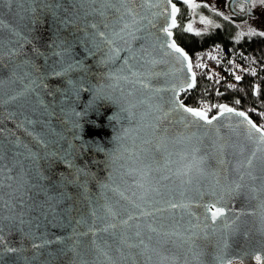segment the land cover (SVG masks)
Here are the masks:
<instances>
[{
	"label": "water",
	"instance_id": "95a60500",
	"mask_svg": "<svg viewBox=\"0 0 264 264\" xmlns=\"http://www.w3.org/2000/svg\"><path fill=\"white\" fill-rule=\"evenodd\" d=\"M193 1L0 0V264H264V128L181 97Z\"/></svg>",
	"mask_w": 264,
	"mask_h": 264
},
{
	"label": "trees",
	"instance_id": "16d2710c",
	"mask_svg": "<svg viewBox=\"0 0 264 264\" xmlns=\"http://www.w3.org/2000/svg\"><path fill=\"white\" fill-rule=\"evenodd\" d=\"M180 6L179 18L187 5ZM175 37L190 53L197 75L194 87L182 93V100L210 114L225 108L221 105L242 108L264 128V36L234 41L230 30L216 28L202 35L175 30ZM236 75L242 79L237 81Z\"/></svg>",
	"mask_w": 264,
	"mask_h": 264
},
{
	"label": "rangeland",
	"instance_id": "374dc122",
	"mask_svg": "<svg viewBox=\"0 0 264 264\" xmlns=\"http://www.w3.org/2000/svg\"><path fill=\"white\" fill-rule=\"evenodd\" d=\"M223 0H194L190 2L185 9V13L180 18L182 26L191 28L195 34H205L213 28L222 24L225 20L233 28L234 41H240L243 38H250L258 33L264 31V4L257 3L252 7L254 13L248 14L242 19H234L231 10L220 6ZM201 17L211 21V24H205ZM249 29H253L256 34L249 35ZM243 33V35H241ZM216 49V48H215ZM221 50V48L217 47Z\"/></svg>",
	"mask_w": 264,
	"mask_h": 264
},
{
	"label": "snow or ice",
	"instance_id": "6c2138e0",
	"mask_svg": "<svg viewBox=\"0 0 264 264\" xmlns=\"http://www.w3.org/2000/svg\"><path fill=\"white\" fill-rule=\"evenodd\" d=\"M6 2L10 5V4L12 3V0H6ZM182 2H186V0H182ZM233 2H234V0H233ZM257 3L264 4V0H251V3L249 4V8L254 7ZM175 12H176V6L173 5V6H172V14H173V16H174ZM201 20H202L203 23H205V24H211V23H212L211 21L207 20V19L204 18V17H201ZM175 22H176V21H175V19L173 18L172 23L175 24ZM63 23L67 24L68 21H64ZM5 26H6V25L3 24V21L0 20V27H5ZM188 30H189V31L192 30L191 25H189ZM165 31H166V33H167L168 36H172V35H173V33H172L171 31H169V30H167V29H165ZM16 34L19 35V33H16ZM254 34H256L255 31H254L253 29H249V35H254ZM258 34H259L260 36H264V31H261V32H259ZM101 35H102V34H101ZM241 35H243V33H242ZM26 42H27V41H26ZM169 47H170L171 49H173L174 51H176L177 53H179V54L183 57V60H188V56H187V53L185 52V50H184L183 48H181V47H177L176 43H172L171 45H169ZM67 51H68V49H63V50H61V51H54V52L52 53V55L60 57V63H63V58H64L65 54L67 53ZM37 54H39L38 50H37ZM26 63H27V62H26ZM76 67H80V63H79V62H75V63H73V64H69V65L67 66V68L65 69V72H67V71H71L73 68H76ZM196 67H200V65H196ZM187 68H188V70L191 72V71H192V68H193V64H192L191 62H189L188 65H187ZM53 74H54L55 76H61V75H63L64 73H62V72H54ZM26 75H27V74H26ZM194 75H195V73H193V76H194ZM235 79H236L237 81H240V80L242 79V77L239 76V75H236V76H235ZM192 87H193V84H192V83H189V84H188V88L190 89V88H192ZM227 87L231 89V88H235V85H228ZM217 94L219 95V94H221V93L218 92ZM11 99H15V98L13 97V98H11ZM235 103L238 104V103H239V100L237 99V100L235 101ZM220 107H226V106H225V105H221ZM0 232H2V229H0ZM0 243H3V236H2V235H0ZM7 251H9V252H15V251H19V250H18V249H13V248H8Z\"/></svg>",
	"mask_w": 264,
	"mask_h": 264
},
{
	"label": "flooded vegetation",
	"instance_id": "af4514ba",
	"mask_svg": "<svg viewBox=\"0 0 264 264\" xmlns=\"http://www.w3.org/2000/svg\"><path fill=\"white\" fill-rule=\"evenodd\" d=\"M250 3L246 0H237L232 4V0H223V2H220V6L225 7V8H229V10H231V13H232L234 19H242L243 17L247 16L248 14L250 15V14L254 13L252 7L249 8ZM184 4L188 5L189 3H184ZM249 10H251L252 13H248ZM181 13H182V9L180 10L179 16L181 15ZM216 28H224L226 31L230 30V33H231L232 38L234 40L233 28L226 20L222 24H219L217 27L213 28V30ZM175 30H177L178 32H181V33H194L193 31H189L185 25L182 26V23L180 22L179 17H178V25L175 28ZM255 259L258 262L257 264H261L260 263L261 262L260 261V259H261L260 255H256ZM231 264H241V261L236 260V261L232 262Z\"/></svg>",
	"mask_w": 264,
	"mask_h": 264
}]
</instances>
